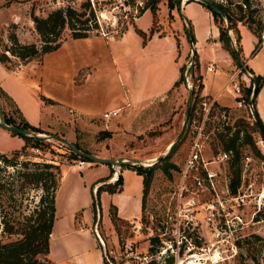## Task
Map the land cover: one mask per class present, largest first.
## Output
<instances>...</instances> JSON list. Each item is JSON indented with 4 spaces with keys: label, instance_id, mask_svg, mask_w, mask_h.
I'll return each instance as SVG.
<instances>
[{
    "label": "rangeland",
    "instance_id": "obj_1",
    "mask_svg": "<svg viewBox=\"0 0 264 264\" xmlns=\"http://www.w3.org/2000/svg\"><path fill=\"white\" fill-rule=\"evenodd\" d=\"M89 1L98 27L91 30L88 36L96 35L104 37V39L109 37L115 40L124 33L126 35L130 34L128 36L129 42L125 45L130 48L128 55L122 56L118 52L119 43H105L103 41L95 45L92 44L89 51L92 56H86V61L82 60V57L86 54L83 42H71L72 49L66 51L72 64L84 62L83 65H86L77 75V80H84L71 90L74 97L83 101L86 100V103L89 102L92 107L99 111L111 109L118 103L119 105L123 104L118 115L110 119H105L102 115L100 117L71 115L73 119L69 120L64 129L66 130L68 126L72 125L75 136L73 139L83 148L95 154L109 150L111 146L110 138L105 136L103 131L106 130L107 126H110L115 118L123 119L129 108L126 104L135 95L136 89H145L146 92H152L158 86L161 88L162 83L166 82V78L170 74L166 50L164 52L158 51L161 42H149L152 34L162 32L182 39L180 47L183 50L179 56V63L182 65L181 67H184L183 77L186 78L185 82L182 78L175 84V88L169 90L161 99L154 101L149 107L145 108L147 111L141 117L146 124L140 128V131H136L137 128L139 129L138 122L131 123L128 126L129 130L124 132L118 124L116 127V132H118L115 137L116 143L113 144L112 142L113 145H116L114 147L115 151L118 152L117 156L123 155L133 167L141 164L149 167L155 165V168L150 175L151 181L144 196L143 212L139 220L132 223L117 220L115 224L113 223L116 230L115 235L111 237L110 233L105 235L106 237L103 236L105 244L112 246L114 245L113 241H116L121 245L125 240L135 238L138 239L137 244L141 248L148 246V240L156 247L164 244L161 239L170 242L173 238L170 215H172L174 204L171 201V196L178 181L180 166L189 150L191 133L189 131L185 132L179 139H177V136L183 124L189 92L193 88L195 90L198 88L200 65L198 68L194 65L195 57L188 36V25L184 22V18L177 17L175 14L172 17L169 15L166 0L158 1V8L155 13L148 8V10L141 11L146 0ZM241 1L227 0V8L232 13L233 18H236L240 12L247 13V7L243 6L242 10L237 7V2ZM249 1L250 8L254 9L252 15L256 20L253 26L257 27L259 25L257 21H260L262 30L263 0ZM79 2L80 0H0V52L4 51L5 46L11 43L9 34L12 33L21 42L35 41L39 43V34L34 27L32 14L45 16L51 9L67 3L79 8ZM189 9L190 7L186 10V16L189 15ZM180 19L185 26L177 22ZM226 19L227 17L223 18L225 26H227ZM261 30L259 33H261ZM239 34L243 46H246L247 51H250L252 49L250 48V34L244 28L239 29ZM62 37V40L78 38L70 35L69 28L63 31ZM231 44L233 48H236V41L231 40ZM163 48H165V45ZM5 52L9 56V60L6 62L8 68H13L19 62H24L8 51ZM234 61L236 60L234 59ZM86 73L87 76L84 78ZM241 85L243 89L246 86L242 82ZM46 99L45 101L50 102ZM201 99L200 95L195 106L199 104ZM0 105L7 113L15 117L18 116L15 104L5 95L0 96ZM228 115L229 117L226 119L216 113L209 117L206 123L207 137L204 142V156L210 159L213 154L222 151L224 148L223 140L227 139L237 128L240 129L242 138V146L237 159L240 173L246 167L243 155L249 153L253 156V164L246 171V181L243 189H241L240 197L228 200L229 214L227 217L229 223H233V226L228 227L221 216L216 229H199L202 232V237L200 239L196 238L190 252L181 250L178 256L169 255L166 257L164 264H264V170L259 167V160L264 158V141L258 127L252 126L254 117L249 109L235 107L229 110ZM42 118L46 119L44 115ZM55 126H59V124H54ZM41 130H31L32 135L43 137L45 142L49 143V147L45 144L41 147H28V154L20 156L19 160H48L50 156L68 159L70 152L68 146L53 137L60 134L52 132L54 130L51 129L45 131L41 128ZM247 132H250L254 144L243 142L246 139ZM74 140L71 141L74 142ZM172 142H174L173 148L168 149ZM160 155L163 156L158 159ZM232 157L233 153L219 162L220 189H224L225 183L229 185L231 180ZM133 158L139 159V162L134 163ZM169 162L176 164V167H167ZM215 164L217 165V163L209 165L215 167ZM249 164L248 162L247 165ZM164 166H166V170L162 168ZM8 170L0 168V181L6 182L7 187L1 193L0 207L2 210H7L9 214L17 216L14 218L9 215L11 221L16 222L21 219L20 212L27 213L37 206L41 189L33 188L28 183L20 186L23 182L22 179H17L18 177L8 172ZM12 182L17 185L13 197L9 196L7 190L11 187ZM64 186L65 183L62 184L60 190ZM229 190L231 191V189ZM258 201H260V206ZM235 214H238L242 219L238 226L234 224L235 219H233V216ZM135 224L140 226L138 234L134 233ZM149 228L152 231H150L151 235L147 237L146 234ZM98 245H101L99 241Z\"/></svg>",
    "mask_w": 264,
    "mask_h": 264
},
{
    "label": "crops",
    "instance_id": "obj_2",
    "mask_svg": "<svg viewBox=\"0 0 264 264\" xmlns=\"http://www.w3.org/2000/svg\"><path fill=\"white\" fill-rule=\"evenodd\" d=\"M203 3L201 0L179 1V8H173L171 14L184 18L188 30L190 28L194 36L191 48L193 52L196 51L199 60L203 82L200 91L201 97L214 99L217 107L231 110L235 108V96L224 88V84L238 64L220 40L218 23L215 22L211 11ZM188 7H190L189 15L186 16ZM177 22L185 26L181 19ZM237 27L238 30L244 28L251 37L250 48L252 49L250 51H247V47L243 46L240 38L241 61L245 63L252 76L264 75V46H256L258 37L247 24L240 22L237 23ZM129 31L134 33L132 30ZM228 33L231 40L236 41V35L232 28L228 29ZM129 35L124 33L115 40L109 37L104 39V37L96 35L68 38L62 40L57 48L43 53L40 57L19 62L13 68H8L0 62V87L13 98L21 115L30 124L45 131L54 130L52 132L74 140L72 125L68 126L66 130L64 129L69 120L73 119L71 115L100 117L106 109L99 111L89 102L86 103V100L83 101L72 95L71 90L84 80H77V75L86 65H83L84 62L71 63L66 54L67 49H72L70 43L73 41L83 42L84 51H86L82 57L84 61H86V56H92L89 54L92 44L95 45L102 41L119 43L118 52L123 56L130 52V48L125 46L129 42ZM181 41L182 39L178 36L162 32L152 34L149 42H161L158 51L166 50L170 74L166 78V82L162 83L163 86L156 87L152 92L136 89L135 95L126 104L129 108L123 119L115 118L110 126L106 127V130L111 132L109 150L97 155L123 157L120 153L117 156L116 145H113L115 137L118 135L117 125L120 124V129L124 132L129 130L128 126L131 123L138 122L139 129L137 128L136 131H140V128L146 124L141 117L147 111L145 108L175 88V82L181 75L182 65L179 63V56L183 50L180 47ZM164 45L165 48H163ZM208 66L212 68L208 69ZM86 76L87 73L84 78ZM240 81L247 86L248 80L244 76L240 77ZM44 97L51 101H45ZM254 104L264 125V79L254 97ZM122 106L123 104L119 105L118 103L111 109L122 108ZM43 115L46 119L42 118ZM54 124H59V126L54 127ZM24 143L25 139L21 135L0 125V153L9 154L19 149ZM50 158L59 163L60 178L54 195V219L49 234V264H103V255L93 227L97 226L102 238L110 233L111 237L115 235L116 230L110 216L111 205L115 207L119 219L128 223L139 220L143 212V175L138 173L128 162L122 165H113L86 160L82 165H78L77 159L68 160L54 156H50ZM118 176H121V181L114 191L103 187L97 194L98 186L113 184ZM64 183V188L60 190ZM93 197H97L100 204L97 207L96 215L92 208ZM113 242L118 244L116 241Z\"/></svg>",
    "mask_w": 264,
    "mask_h": 264
},
{
    "label": "trees",
    "instance_id": "obj_3",
    "mask_svg": "<svg viewBox=\"0 0 264 264\" xmlns=\"http://www.w3.org/2000/svg\"><path fill=\"white\" fill-rule=\"evenodd\" d=\"M158 1L159 0H146L144 6L141 8V11L148 8L155 13L158 8ZM166 3L168 5L169 15L172 17L171 10L175 7L179 8V0H166ZM215 3L219 6V10L207 6L205 3L203 4L211 11L215 22L218 23L220 40L230 51L231 55L236 60V63L239 64L241 62V57H238L237 53H239L240 56L241 45L237 22L241 21L242 23L247 24L248 27L259 38V31L261 30L260 21H257V23H259L257 27L253 26V23L256 20L252 15L254 9L250 8L249 0H242L241 2H237V7L239 8V10H242L243 6L247 7V13L243 14L240 12V14L236 16V18H233L232 13L227 8L228 5L223 6L218 2ZM224 17L228 18L229 27L223 24ZM32 20L34 22V27L39 34V43L35 41L21 42L14 33L9 34L11 43L8 46H5L4 51L0 52L1 63L6 65V62L9 60V56L5 51H8L12 55L18 57L21 61H27L32 58L40 57L43 53L57 48L63 39L62 33L66 28H69L70 35L72 37H85L90 34L91 30L98 27L89 0H80L79 8L75 7L71 3H67L66 5L51 9L45 16L32 14ZM229 28H232L236 34V48H233L231 44V38L228 34ZM192 40H194L193 35ZM193 56L195 57L194 65L196 68H198L199 60L196 51H194ZM183 69L184 67H181L180 78L175 82V84H177L183 78ZM198 78L200 79V81L198 82L197 90H195L194 88L191 89L192 104L189 119L193 115L194 109L196 107V102L198 98H200V91L203 87L202 76L200 74ZM253 78L257 82L256 91L254 95H251L253 92V88L251 87V85L245 86L243 89V98L245 100H249L250 97H252V100L254 101L255 95L257 94L259 88L263 83L264 75L257 74L254 75ZM1 95H5L15 104L13 98L0 87V96ZM46 100L51 101V99ZM15 108L18 112L17 117L7 113L4 109H2L3 118L6 123L18 125L34 131H42L40 127L30 124L21 115L16 104ZM222 109L226 110L224 107H217L218 111ZM253 112L258 116L255 104ZM252 126H257L255 120H253ZM103 132L105 133V136L111 135V132L109 130H104ZM186 132H188V130H186ZM19 135H21L25 139V143L19 149H16L9 154L0 153V163L2 164L0 168H3L5 170L11 169L8 170V172H11L15 176H17V179H22L23 182L22 184H20V186L28 183L31 184L33 188L41 189V192L38 196L37 206L27 213L20 212L21 219H18L16 222L11 221V217H9V215L13 216V214H9L7 210H2V208L0 207V231L2 234V236L0 237V264H49V234L51 232L54 219V195L59 183L60 167L59 163L53 161V158H50L48 160H19L20 156L28 154V147H41L44 144L49 147V143L45 142L44 138L41 136L27 134ZM223 142V150L231 149L233 153L231 162L232 176L229 182V188L231 189V192H236L237 187L240 184V168L237 165L239 151L242 146L240 129H235L227 139L223 140ZM243 142H251L252 144H254L250 132L246 133V139H244ZM73 143L78 148L84 151H89L83 148L76 141H74ZM257 152L260 154V151L258 149ZM67 158L68 160L79 158L87 160L85 157L80 156L71 150ZM168 166L176 167V164H174L173 162H169L167 163V167ZM165 167L166 166L162 168L166 170L167 168ZM134 168L138 173L143 175L144 199V196L148 191L150 185V175L152 174L155 165L149 167L138 164L135 165ZM120 181L121 176H118L113 184L98 186L97 194L103 187H106V189H108L109 191H114ZM12 185L7 189L9 191V196L11 197H13V192L17 187V185L13 184V182ZM4 188H7L6 182L0 181V196ZM99 206L100 204L97 200V197H93L92 208L95 215L97 212V207ZM110 216L114 224L117 220H121L117 217L115 207L113 205L110 206ZM13 217L15 218L17 216Z\"/></svg>",
    "mask_w": 264,
    "mask_h": 264
},
{
    "label": "built area",
    "instance_id": "obj_4",
    "mask_svg": "<svg viewBox=\"0 0 264 264\" xmlns=\"http://www.w3.org/2000/svg\"><path fill=\"white\" fill-rule=\"evenodd\" d=\"M213 1L223 6L228 5L227 0ZM262 9L263 29L259 35L257 46H264V0ZM207 68L211 69L212 67L208 66ZM241 76H244L248 80L247 86L251 85L253 88V81L251 79L253 76L247 70L243 61L230 73L224 84V88L234 94L235 107H246L254 115V101L252 97L249 100L243 98V87L240 82ZM120 109L114 108L103 111L102 117L109 119L118 114ZM213 113L220 115L223 119L229 117V110H217L214 99L202 98L187 123V130L191 133L190 146L180 166L178 181L171 196V201L174 204L172 215H170L173 226V238L170 242L161 239L164 244L157 245L156 247L148 240V246L141 248L137 244L138 239L135 238L125 240L121 245L114 244L107 246L99 234L97 226L94 225V233L101 244L103 264H164L166 257L169 255L178 256L181 250L183 252H190L196 238L200 239L202 237V232L199 229H216L221 216L228 227L231 228L233 226V223L230 224L227 217L229 214L228 200L240 197L241 189H243L246 181V171L253 164V156L249 153L243 155L246 167L240 173V178L242 179L236 193L229 190L230 188L227 183H225L224 189L219 188V162L229 157L232 154V150H222L219 153L213 154V157L210 159L204 156V142L207 137L206 123ZM85 162V159H77L78 165H82ZM248 162L250 163L249 165H247ZM211 163H217V165L215 164V167L210 166L209 164ZM259 167L264 170V158L259 160ZM258 204L260 206V201H258ZM233 219H235L234 224L237 226L242 222L238 214H235ZM139 229L140 226L135 224L134 233L138 234ZM150 231H152L151 228H149L146 234L147 237L151 235Z\"/></svg>",
    "mask_w": 264,
    "mask_h": 264
},
{
    "label": "water",
    "instance_id": "obj_5",
    "mask_svg": "<svg viewBox=\"0 0 264 264\" xmlns=\"http://www.w3.org/2000/svg\"><path fill=\"white\" fill-rule=\"evenodd\" d=\"M179 1L183 2V1H186V0H179ZM203 2L207 6L219 10V6L215 2L210 1V0H204ZM226 21H227L226 22L227 23V27H229L228 18L226 19ZM189 38H190L191 44H192V31H191L190 28H189ZM237 55H238V57H240L239 53H237ZM251 79L253 81V92H252V95H254V93L256 91V87H257V82L255 81V79L253 77ZM185 80H186V78H184V82H185ZM189 94L190 95L187 97V100H186V108H185V115H184L183 124H182L181 130H180V132H179V134L177 136V139L181 138V136H183V134L187 130V123H188V120H189L190 111H191V104H192V91L191 90H190ZM253 116H254V120L256 121L258 130H259V132H260V134L262 136V139L264 141V125H263V123L261 122V120L259 119V117L257 115L254 114ZM0 125L5 127V128H7V129H9V130H11V131H13V132L18 133V134L32 135V131L30 129H28V128H24V127H21V126H18V125L6 123L4 121V118H3L1 105H0ZM53 137L56 138L57 140L61 141L62 143L66 144L68 146V148L71 151H73L74 153L85 157L88 161L103 162V163H108V164H113V165H122V164H125L126 162H129V160L127 158H124V157H121V156H119V157H104V156L97 155V154H95L93 152H90V151H84V150L78 148L71 140H69V139H67V138H65V137H63L61 135H54ZM173 145H174V142L170 143L169 149H171ZM162 156L163 155L158 156V159H160ZM133 162L137 163V162H139V159L133 158Z\"/></svg>",
    "mask_w": 264,
    "mask_h": 264
},
{
    "label": "bare ground",
    "instance_id": "obj_6",
    "mask_svg": "<svg viewBox=\"0 0 264 264\" xmlns=\"http://www.w3.org/2000/svg\"><path fill=\"white\" fill-rule=\"evenodd\" d=\"M169 149V148H168ZM152 161V160H151Z\"/></svg>",
    "mask_w": 264,
    "mask_h": 264
}]
</instances>
